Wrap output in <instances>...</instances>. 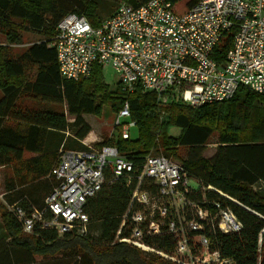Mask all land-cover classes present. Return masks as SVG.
Instances as JSON below:
<instances>
[{"label":"trees","instance_id":"1","mask_svg":"<svg viewBox=\"0 0 264 264\" xmlns=\"http://www.w3.org/2000/svg\"><path fill=\"white\" fill-rule=\"evenodd\" d=\"M119 1L138 7L149 0ZM165 1L175 7L183 0ZM197 1L189 0L176 10L183 13ZM68 14L84 16L92 27L103 20L95 0H0V36L4 39L0 44V168L11 170L4 185L10 193L2 194L0 203L6 231V239L0 240V264H176L116 239L134 185L131 181L127 187L125 181L133 179L151 153L181 161L178 163L201 187L191 195L192 200L201 204L205 189L207 201L219 202L239 220L238 233L208 235L209 251H216L223 264H264V194L254 190V185H264V98L240 86L230 100L192 108L169 97L164 102L140 88L126 95L117 84L111 91L100 75V66H94L86 80H64L50 44L55 27ZM25 34L40 39L15 50ZM230 42L231 37L226 36L214 48L211 58L218 65H222ZM26 99L37 105H25ZM124 103L135 122L136 137L105 139L98 146L115 144L134 169L113 183L107 173L100 191L86 201V235L59 236L53 230L22 234L6 206L18 202L28 212L41 209L57 184L49 174L64 148L65 135L82 141L91 131L83 116L99 117L103 106L115 114ZM173 128L179 129L177 136L170 135ZM212 136L216 149L204 158L199 153ZM180 147L197 156L183 160ZM25 152L34 157L24 159ZM40 184L47 186L41 198ZM208 187L211 189L206 191ZM129 234L124 227L119 238ZM197 234L187 233L194 250L198 249ZM143 242L165 253L172 252L175 244L171 235L164 234Z\"/></svg>","mask_w":264,"mask_h":264},{"label":"built area","instance_id":"2","mask_svg":"<svg viewBox=\"0 0 264 264\" xmlns=\"http://www.w3.org/2000/svg\"><path fill=\"white\" fill-rule=\"evenodd\" d=\"M226 36L231 37L230 48L218 65L211 55ZM50 46L64 80H86L94 66H108L118 75L119 89L126 95L140 88L163 101L169 97L192 108L230 100L240 86L264 98V0H199L183 13L165 0H149L138 7L120 3L98 27L84 16L68 14L55 27ZM134 127L124 103L115 113L114 130L128 140ZM133 169L115 144L60 150L49 174L57 184L41 209L28 212L18 202L6 208L24 234L53 230L59 236L82 238L88 225L85 203L100 191L105 175L110 174L109 183H113ZM132 178L125 181L127 187L131 181L134 185L116 232L118 242L176 264L224 263L216 251H209L208 235L241 230L228 208L207 201L205 192L201 204L192 200L196 192L187 187V172L162 155L144 157ZM124 227L130 234L119 238ZM188 232L198 233L197 250L189 247ZM160 234L171 235L172 252L143 242Z\"/></svg>","mask_w":264,"mask_h":264},{"label":"rangeland","instance_id":"3","mask_svg":"<svg viewBox=\"0 0 264 264\" xmlns=\"http://www.w3.org/2000/svg\"><path fill=\"white\" fill-rule=\"evenodd\" d=\"M95 1L98 3V15H99L100 20L107 18V16H109L111 14V12L113 10H115V8L120 3H122L119 0H115L114 2H110L107 0H95ZM188 1L189 0H183L179 5H176L175 8L179 9L181 6H183ZM39 39L40 38L37 35L25 34L22 38V45L19 47H15L14 49L15 50H21V49L27 47L28 45H30L31 43L37 42ZM3 42H4V39L2 38V36H0V43H3ZM100 75H101L104 83L108 85L109 90L114 91L117 84H118V80H119L118 75L108 66L100 67ZM1 98H2V93L0 91V99ZM24 103H25V105H28L30 107L37 105L36 102H32V101L27 100V99L24 100ZM102 108H103L102 113L99 117L94 116V115H85L84 116L85 121L91 127L92 134H95V138H96L95 140L91 141V143H87L86 145H88L92 148H95V149L99 148L98 145H101L105 139H108L109 136H112L110 134H113L112 137L114 139H117L119 136V134L117 133V130H114L115 114L112 113L111 110L107 106H103ZM122 121H124V120H122ZM129 132H130V136L132 138L136 137V127L130 128ZM169 133L171 136H177L179 133V129H175V128L170 129ZM109 140L113 141L112 139H109ZM112 143H114V142H112ZM78 148L79 147H77L76 142L73 140V138L70 136H67L64 148H62L61 150H78ZM215 149H216V137L212 136L210 138L207 146L199 154H200V156H202L204 158H209L212 156ZM178 151H179V155L181 156V158L183 160L187 159L188 157L197 156L194 154L195 151L191 152L189 149H187L185 147H180ZM150 155H160V154L151 153ZM31 157H34V155L31 153L25 152L24 159L31 158ZM57 160H58V158H57ZM171 160L174 162H177V163L178 162L181 163V161H177L175 159H171ZM10 176H11L10 167L0 169V203H2V194L1 193L5 187L4 186L5 182H6L5 180L7 178H9ZM46 187L47 186L45 184L38 185L37 188H38L39 194L44 193L43 189H45ZM187 187L193 192H197L201 188L200 185L196 181L192 180L191 178L188 181ZM254 190L261 193V194H264V185H262V184L254 185ZM201 192H205V189L202 190ZM44 195L45 194H42L40 196V198L43 197ZM2 229H3L4 233H2L3 232ZM5 234H6V231H5L3 222H2L1 217H0V235H5ZM22 234H24V233H22Z\"/></svg>","mask_w":264,"mask_h":264},{"label":"crops","instance_id":"4","mask_svg":"<svg viewBox=\"0 0 264 264\" xmlns=\"http://www.w3.org/2000/svg\"><path fill=\"white\" fill-rule=\"evenodd\" d=\"M114 11V10H113ZM112 11V12H113ZM111 12V13H112ZM34 43V42H33ZM0 44H2V43H0ZM103 109V108H102ZM101 113H102V111H101ZM84 117V116H83ZM85 118V117H84ZM69 121H72V120H69ZM91 128V127H90ZM110 135H112L113 136V134H110ZM67 136H70V135H68V134H66L65 135V139L67 138ZM112 136H109V138L108 139H112L113 141H115L116 139H114ZM111 137V138H110ZM96 138H95V134H92V131H90V133L82 140V141H75L76 142V145H77V147H79L78 148V150H82V149H84L85 148V145L87 144V143H91V141H93V140H95ZM61 150V149H60ZM214 154V153H213ZM212 154V155H213ZM1 169V168H0ZM258 185V184H257ZM10 192H5V190L3 189V191H2V193L1 194H4V197H5V195L6 194H9ZM2 231H3V229H2ZM2 233H4V231L2 232ZM1 239H6V234L5 235H0V240Z\"/></svg>","mask_w":264,"mask_h":264}]
</instances>
